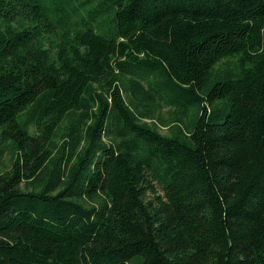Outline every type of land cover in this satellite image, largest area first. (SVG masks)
<instances>
[{
    "label": "trees",
    "instance_id": "1",
    "mask_svg": "<svg viewBox=\"0 0 264 264\" xmlns=\"http://www.w3.org/2000/svg\"><path fill=\"white\" fill-rule=\"evenodd\" d=\"M0 264H264V0H0Z\"/></svg>",
    "mask_w": 264,
    "mask_h": 264
},
{
    "label": "rangeland",
    "instance_id": "2",
    "mask_svg": "<svg viewBox=\"0 0 264 264\" xmlns=\"http://www.w3.org/2000/svg\"><path fill=\"white\" fill-rule=\"evenodd\" d=\"M161 116L162 117H165L166 116V109H163L161 112H160ZM158 130L161 132V133H167V128L166 127H162L159 125L158 127ZM4 162L8 163L6 158L4 160Z\"/></svg>",
    "mask_w": 264,
    "mask_h": 264
}]
</instances>
